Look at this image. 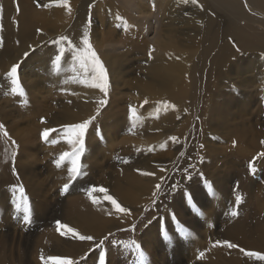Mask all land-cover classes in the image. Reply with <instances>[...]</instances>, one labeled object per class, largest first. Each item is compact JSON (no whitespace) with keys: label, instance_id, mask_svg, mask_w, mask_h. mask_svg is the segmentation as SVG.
Wrapping results in <instances>:
<instances>
[{"label":"rangeland","instance_id":"obj_1","mask_svg":"<svg viewBox=\"0 0 264 264\" xmlns=\"http://www.w3.org/2000/svg\"><path fill=\"white\" fill-rule=\"evenodd\" d=\"M24 1L0 0V264H43L41 255L100 264L102 253L104 264H264L239 250L264 253V157L255 160V174L248 167L264 143L254 148L238 140L258 134L264 141V0H69L71 13L60 0H27L40 18L53 20L39 26L31 48L35 31L15 44ZM85 29L107 71V94L92 86V63L81 57ZM60 36L77 47L54 43ZM159 42L174 51H157ZM13 64L20 65L18 87L6 75ZM93 117L81 174L69 182L71 158L56 163L77 147L64 126ZM45 128L56 129L47 141ZM187 165L193 167L186 174ZM149 177L153 188L138 192ZM125 182L134 186V202L120 196ZM21 186L31 222L23 219ZM92 188L107 189L131 214H117L104 193L93 192L98 211L108 206L109 217L102 216V233H92L93 222L103 225L81 209ZM36 199L41 207L32 206ZM173 214L184 232L176 231ZM56 221L94 240L61 236ZM242 234L254 248H245ZM235 237L237 249L215 243Z\"/></svg>","mask_w":264,"mask_h":264},{"label":"snow or ice","instance_id":"obj_2","mask_svg":"<svg viewBox=\"0 0 264 264\" xmlns=\"http://www.w3.org/2000/svg\"><path fill=\"white\" fill-rule=\"evenodd\" d=\"M53 3L56 2V0H52ZM60 3H62V5L69 11V13H71V6L69 4V0H60ZM45 7H47V5H44ZM88 24H91V20L88 21ZM38 31H41L38 29ZM81 42L83 43V45L85 46L84 49H80V53H81V57H87L91 63H92V72H93V80L97 81L96 83H94L92 86L99 88L102 92H104L105 94H107V88H108V83H107V71L103 66L102 61H100L99 57L97 56L95 50L93 49L91 43H90V35L87 29H85L83 36L80 38ZM67 41L68 45L73 47L74 49L77 47L76 45L73 44V42L67 37V36H60L58 41H54V43H60V42H64ZM31 48V46H29ZM65 53V49L62 47L60 49V54L56 55L55 57V61L54 63H58L62 56ZM23 55L25 57H28L30 55L29 51H25L23 53ZM20 65L19 64H13L9 71L6 73V75L10 78H12V83L14 85H17V87L19 86V82H18V69H19ZM16 91V88H13V92ZM101 105H103L104 103H106V101L101 100L100 101ZM145 103H147V101L145 100ZM172 107H175L174 105ZM130 110L133 113V115L136 114L135 109L131 108L130 106ZM99 111V109H98ZM95 119V117L89 119V120H85L82 123L79 124H75V125H66L64 126L65 128H67L70 132H74L75 133V139H72L71 137H69V142L70 143H75L77 145L76 149L74 151H72L71 153L65 151L63 153H61L59 159L56 161L57 166L60 165V163L62 161H64L66 158H71L70 159V163H71V167L68 168V172H69V182L75 180L81 173H80V157L81 154L83 153L84 150V136H85V132L88 129L89 124L91 123V120ZM43 122V121H42ZM4 126L2 124H0V129H2ZM56 131V129L53 128H45L43 130V132L41 133V136L44 140H48L50 133H54ZM6 134V133H5ZM175 139V138H172ZM53 143H56V141H52ZM261 143H264V141H261ZM260 157H264V152L258 153L257 157H254L252 161L249 162L248 167L249 170L252 174H255L256 172V168L254 166L255 164V160L260 158ZM192 165H189L188 168H185L183 171L184 173H189V170L192 168ZM137 171H140L139 169H137ZM143 175L146 176H152L154 175V173L152 172H143ZM161 180H163L164 178L161 177ZM190 179V176H189ZM69 188V184H64L63 185V190L67 191ZM156 191L153 192V196H156L158 194V192L161 190V184H156L155 186ZM177 188V185H172V189L175 190ZM89 196L92 197V193L93 192H102L104 193L103 196V200L109 201L111 203V205L115 208L116 212L118 213H122L124 215H130V210L128 208L122 207L116 199H114L111 195L107 194V189L104 188H92L89 189ZM19 193H20V197L23 199V203L25 204V215L23 217L24 221L26 222H31V218H30V208L28 207L27 204V197L24 195V188L21 186L19 187ZM184 197L186 198V200L191 203L192 201V197L191 194L188 192H184ZM241 196L237 195L235 197V203L236 205H239L241 203ZM92 202L93 203H98L99 201L97 200V198L92 197ZM20 207V203H17V208ZM196 207L193 205V211H196ZM232 215H237L236 211H233L231 213ZM171 220L174 222L175 224V229L178 232H184V226L179 222V220L176 219L175 215L173 214L171 216ZM57 224V231L60 233L61 236H71L74 239H79V240H86V241H92L94 240V237L92 236H85V235H81L77 229L70 227L67 224H63L60 221H56ZM134 227V226H133ZM109 235H111V233H109ZM164 240H169L170 239V235L167 231H164L162 233ZM108 237H104L103 240L100 241V244L104 243V240H107ZM113 243H123L121 241H113ZM216 245H223L226 246L229 249H237L239 246L237 244L231 243L227 240L225 241H216L215 242ZM99 245H97L98 247ZM130 246L135 247L136 250L139 252L140 257L142 259L143 257V253L142 251H140V245L138 243H136L135 241H131L130 242ZM242 253H244V255L248 256V257H253L256 260H264V253H260V252H255V251H245V249L240 248L239 249ZM201 256H203V253H201ZM41 260L43 261V264H49V262H51V264H73V261L69 258H65V257H58V256H49L47 258H45L43 255H41ZM100 264H104V254L102 253L100 255Z\"/></svg>","mask_w":264,"mask_h":264},{"label":"bare ground","instance_id":"obj_3","mask_svg":"<svg viewBox=\"0 0 264 264\" xmlns=\"http://www.w3.org/2000/svg\"><path fill=\"white\" fill-rule=\"evenodd\" d=\"M3 1H6V0H3ZM24 1V0H23ZM24 2H26V3H24ZM23 2V6H25V9L23 10V12L21 13L22 14V17H21V20L23 21V22H25L24 24H23V26L22 27H20L19 28V36L16 38V43L15 44H21V42H23V43H25V42H29L31 39H32V33L35 31V39L33 40V41H31V42H29V44H31L30 46H32L35 42H37V37H36V31H37V29L39 28V26H42V25H46L47 23H50V22H52L53 20H51V16L50 17H46V18H40L36 13H34L33 11H32V9H31V7H30V5L28 4V2H27V0H25ZM253 6H255V5H257L256 3H253L252 4ZM258 6V5H257ZM20 17V16H19ZM57 20H54V22H56ZM17 23V22H16ZM18 23H19V21H18ZM60 24V23H59ZM62 26H64V25H62ZM106 32H109V33H112V30L110 29V28H107L106 29ZM17 33V32H16ZM14 34V33H13ZM155 49L157 50V51H162V50H164V49H166V51H174V49L173 48H171V47H169V46H167L165 43H163V42H159V43H157V45L155 46ZM1 52L3 51V48L0 50ZM180 74H182V73H180ZM227 78V77H226ZM220 90V88H218L217 87V90L216 91H219ZM161 90H157L156 91V93H159ZM209 92V91H208ZM208 92H205V93H203V95H205V94H207ZM214 93H215V90H214ZM206 103H208V101L206 102ZM249 131V130H248ZM259 133V132H258ZM244 134H245V132H244ZM203 135V134H202ZM257 135V138H251L250 140H248V139H246V138H238V140H240L242 143H245V141L246 142H249V143H251V145L254 147V148H256L257 146H258V144H262L261 143V138H258V134H256ZM237 140V141H238ZM75 145V144H74ZM263 145V144H262ZM77 146V145H76ZM262 147V146H261ZM94 149H95V147H94ZM187 149V148H186ZM182 150V149H181ZM210 151V150H209ZM85 153V152H84ZM86 154V153H85ZM87 154H88V152H87ZM86 154V155H87ZM91 154V153H90ZM90 154H88V155H90ZM83 157V156H82ZM81 158V157H80ZM85 158V157H84ZM215 158V157H214ZM166 159H168V158H166ZM183 159V158H182ZM190 160V159H189ZM156 161V160H155ZM159 161V160H158ZM197 161V160H196ZM185 162V161H184ZM192 163H193V160L191 161ZM189 164V163H188ZM199 164V163H198ZM195 165V164H194ZM153 166H157V164H155V165H153ZM187 166H189V165H187ZM168 167V166H167ZM244 172V174L247 176V171H243ZM177 176H178V174H177ZM147 180H148V182L145 184V185H143L139 190H138V192H141L142 190V188H146V189H152L153 188V186H154V182H153V180H152V177H149V178H146ZM26 180H27V182H28V178H25V182H26ZM79 181V180H78ZM82 181V180H81ZM133 182H134V185L136 184V182L138 181V177H137V175H134V179L132 180ZM174 181V180H173ZM172 182V181H171ZM125 184H127V186H126V188L124 189V187H122V189H121V191H120V196H123V199L125 200V201H127V202H134V200H133V198L131 197V190H132V188L134 187L133 186V184L131 183V182H125ZM124 184V185H125ZM31 185V184H30ZM76 185V184H75ZM123 185V186H124ZM243 187V186H242ZM73 188V187H72ZM116 188H118V187H116ZM71 190V189H70ZM68 192H69V189L67 190ZM61 193H63V194H65L62 190H61ZM98 197V196H97ZM135 197H136V194H135ZM17 199V198H16ZM98 199V198H97ZM137 200V199H136ZM19 202V200L17 199L16 200V203H18ZM38 202H39V200L38 199H36V200H34L33 201V203H32V206H35V207H41L42 205H41V201L39 202V204H38ZM101 203V202H100ZM43 204V203H42ZM84 206H82L81 207V209H84V208H87V210L86 209H84L82 212H84L85 211V213L86 212H89V213H91V214H93V216L94 217H98L99 219H101L102 221H103V225H98V223H94L93 222V224L91 225V230L93 231H91L90 230V232H92V233H94V232H96V231H98V233H102L103 232V229H104V225L106 224L105 222V220L103 219L104 218V216H105V218L107 219L108 217H109V207L107 206L106 208H102V211H98V209H100V207H98L97 205H98V203L96 204V203H93L92 202V199L91 198H86L84 201H83V203H82ZM105 206V205H104ZM104 206H102V207H104ZM111 206V205H110ZM22 207H23V204H21V208H20V210L22 209ZM84 207V208H83ZM111 207H113V206H111ZM114 208V207H113ZM18 210V209H17ZM110 212H111V210H110ZM117 214H119L118 212H116ZM209 213V212H208ZM82 214V213H81ZM87 214V213H86ZM85 214V215H86ZM106 214V215H105ZM79 215V214H78ZM208 216H210L211 214H207ZM80 216L81 215H79V216H77L78 218H80ZM102 216H103V218H102ZM75 217V216H74ZM73 217V218H74ZM77 217H76V219H77ZM83 217V216H82ZM84 217H86V216H84ZM87 217H88V215H87ZM72 218V219H73ZM88 218H90V217H88ZM92 218V217H91ZM95 219V220H99V219ZM82 218H80L79 220H81ZM87 219V218H86ZM83 220V219H82ZM85 220V219H84ZM83 220V221H84ZM92 219H90V221H91ZM108 220V219H107ZM72 221V220H71ZM89 221V220H88ZM90 221L89 222H87V220L85 221L86 222V226L87 225H90L91 223H90ZM93 221V220H92ZM90 223V224H89ZM82 226V225H81ZM94 227V228H93ZM141 228V227H140ZM85 229H87L86 231H88V229H89V227H87V228H85ZM107 229V228H106ZM256 233V232H255ZM230 234V233H229ZM244 234H246V233H244ZM101 235V234H100ZM103 235V234H102ZM101 235V236H102ZM242 236H243V234H242ZM227 237V236H226ZM230 237H232V236H230ZM244 237V236H243ZM243 237H242V239H241V241H242V245L244 244V239H243ZM253 237V236H252ZM228 238V237H227ZM246 240H247V242H246V245H245V248H254V245H255V243L253 244L252 242H251V240H248L246 237H244ZM229 239V238H228ZM239 241V240H238ZM232 242H234V244H235V242H237V240H236V237L235 238H233V241ZM256 243H261L260 242V240H257V242ZM262 246V245H261ZM243 247V246H242ZM147 248V247H146ZM80 251H81V253L83 252V249H81V247L80 248H78ZM161 249V248H160ZM74 257V256H73Z\"/></svg>","mask_w":264,"mask_h":264}]
</instances>
